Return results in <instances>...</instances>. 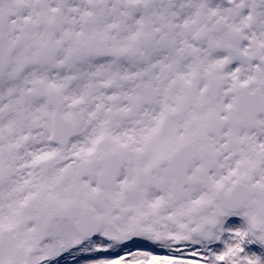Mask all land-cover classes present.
<instances>
[{
  "label": "snow or ice",
  "instance_id": "snow-or-ice-1",
  "mask_svg": "<svg viewBox=\"0 0 264 264\" xmlns=\"http://www.w3.org/2000/svg\"><path fill=\"white\" fill-rule=\"evenodd\" d=\"M252 245L264 0H0V264H264Z\"/></svg>",
  "mask_w": 264,
  "mask_h": 264
},
{
  "label": "flooded vegetation",
  "instance_id": "flooded-vegetation-1",
  "mask_svg": "<svg viewBox=\"0 0 264 264\" xmlns=\"http://www.w3.org/2000/svg\"><path fill=\"white\" fill-rule=\"evenodd\" d=\"M231 225L233 226H237L238 228H243L244 225V221L241 218H232L229 222ZM225 239H227V236H225ZM223 245H219V247H222ZM252 246L250 247V249L247 250H251Z\"/></svg>",
  "mask_w": 264,
  "mask_h": 264
},
{
  "label": "rangeland",
  "instance_id": "rangeland-1",
  "mask_svg": "<svg viewBox=\"0 0 264 264\" xmlns=\"http://www.w3.org/2000/svg\"><path fill=\"white\" fill-rule=\"evenodd\" d=\"M255 254H257V253L255 252ZM259 254H260L261 256L264 255V254H262V253H259ZM262 257H263V256H262Z\"/></svg>",
  "mask_w": 264,
  "mask_h": 264
}]
</instances>
